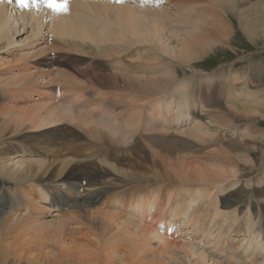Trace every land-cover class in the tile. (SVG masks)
Returning <instances> with one entry per match:
<instances>
[{
	"label": "bare ground",
	"instance_id": "bare-ground-1",
	"mask_svg": "<svg viewBox=\"0 0 264 264\" xmlns=\"http://www.w3.org/2000/svg\"><path fill=\"white\" fill-rule=\"evenodd\" d=\"M243 2L69 0L62 12L41 2L18 11L14 2L0 0V192L7 186L3 180L11 181L23 189L24 199L40 203L56 188L48 185L51 179L86 180L97 191L76 196L78 209L51 223L44 216L35 220L26 207L25 213L18 212L21 205L14 198L19 195L9 194L10 211L0 216V226L10 230L0 234V264L23 252L29 264H46L43 256L57 264L71 258L77 264H109V255L120 257V264H264V200L248 199L257 211L239 213L241 199L224 195L237 184L241 170L222 165L223 156L239 152L242 144L244 150L258 136L264 146V66L244 68L235 79L209 76L215 85L210 97L190 107L204 88L202 80L210 78L193 73L176 81L165 97L162 90L154 93L172 81V73L161 69L175 63L193 69L208 50L230 46L240 34L235 24L252 42H264V0L244 7ZM22 35L24 43L18 41ZM66 49L91 60L112 58L113 71H77L91 88H106L98 93L99 106L84 99V93L70 109L55 102L54 88H76L79 82L70 70L57 71L55 59L47 56ZM80 106L84 114L74 110ZM92 106L99 111L95 117L89 116ZM68 122L87 132L83 153L54 149ZM220 142L219 154L208 149ZM141 143L149 151L147 168L138 164L145 159ZM113 158L136 160L129 178ZM245 159L255 163L251 153ZM262 166L254 182L264 187V159ZM111 178L126 180L128 188L93 208L89 203L103 195ZM123 193L127 197L121 200ZM24 244L31 246L25 249Z\"/></svg>",
	"mask_w": 264,
	"mask_h": 264
},
{
	"label": "rangeland",
	"instance_id": "rangeland-1",
	"mask_svg": "<svg viewBox=\"0 0 264 264\" xmlns=\"http://www.w3.org/2000/svg\"><path fill=\"white\" fill-rule=\"evenodd\" d=\"M256 1H259V0H242V2L244 3L243 7L247 6L248 3H250V2H256ZM234 26H237V28L235 27L236 29L235 28L234 29L236 31L238 30L240 34L239 35L237 34L235 40L230 43V46L229 45H217L216 47L212 48L211 50H208V52L203 55L204 57H201L199 60H196L193 62V65H194L193 69H190L187 67H182L176 63L172 64V67L169 66V67H165L164 69H161L160 73L166 72V71H170L172 73V81L170 82V84L165 85L164 87H161L157 91H154V93H158L160 90H162L160 94L164 95V97H165L167 95L168 89L176 81L181 80L183 78L190 79L192 77L191 75L193 73L203 75L202 77H207V78H210L209 76H214V75L215 76L216 75L217 76L223 75L225 77L231 76L232 78L235 79L236 77L240 76V72H243L244 68H245V71L247 70V68H249V70L252 71L251 68L254 67L256 64H258V65L261 64L264 66V42L259 41L257 44L255 42H252L246 35H244L243 31L239 29V25L235 24ZM18 41H22L24 43L25 35H22ZM28 41H26V42H28ZM22 42H21V44H23ZM66 50H67L66 52L65 51L62 52L59 50H56V51L53 50L54 51L53 52L51 50V52H48L49 54H47V56L49 58L55 59V62L53 61V64H54L53 66L57 71H60L62 69V67H63V69H64L63 71L65 73H67V71L70 70L72 72V73L70 72L71 73L70 75H73L74 78H77L79 80V82H83L84 85H82L83 83H79V82H78V84L74 85V86H76V88L73 86H70V85H66V86L58 85L56 88L53 89L55 91V102L59 106H61L63 109H70V108L78 105V101L76 99L77 95H79L80 93H84V99H88L89 103L99 106L100 98L98 97V93L100 90L106 91V88H104V87H99V88L93 87V88H91L89 85H86L87 80L85 78H81L79 76V74L77 73V71H85L86 69H88L89 71L95 70V71H102V72L113 71L115 69V67L113 65V61L111 60L112 58L104 59V58L94 57V59L91 60L90 58L85 57L83 55H80V54L77 55V53H75V51H73V50H69V49H66ZM14 58H15V56L12 59H14ZM95 60L98 63H100L99 64L100 66H96V64L94 63ZM125 61H126V63L129 64L127 59H125ZM61 63L63 65L59 66V65H61ZM80 67L82 68V70H80ZM84 68H86V69H84ZM127 68H129V67H125L123 69H127ZM4 72H6V71H4ZM64 72H62V73H64ZM215 76H214V78H217ZM241 76H242V74H241ZM61 78H62V76H60L58 79L61 80ZM241 78H243V76ZM216 80L217 79H215V81ZM202 81H204L205 83H204V88L201 91L200 96L198 98V101L197 100L191 101L190 103H188V107L193 105L195 102H199V99L201 97H203V98H209L210 97L212 89L215 86L213 83V80H212V78H210V79L205 78ZM202 81H200V82H202ZM260 84L262 86L261 89H263V91H264V82H261ZM256 85H258V84H256ZM217 89L220 90L221 87L217 86ZM110 93H111V91H110ZM112 95L114 96V93H112ZM17 99H19V98H17ZM8 102H9V104L14 103V101H8ZM220 102L223 103L224 105H226L224 99H220ZM83 103H85V102H83ZM33 104L34 103H32V102H30V103L28 102L26 105H31L32 107H34ZM88 105L90 106V104H88ZM93 107L94 106L91 107V111L89 112V116L92 115L95 117V116H97L98 111L93 112ZM74 110L81 111L84 114V110H83L82 106H80ZM92 116H90V117H92ZM97 118L102 119L101 117H97ZM236 119L238 120L239 124H245L246 123V121H243L240 118H236ZM63 125L64 126H61L62 127L61 131H63V132H61V134L63 135V137H61V140L56 139V141H55L56 145L54 147L55 151L58 149H61V148H65V151L70 152V154L72 153V155L73 154H79V152L83 153L82 150H85L88 148V140H87L88 135H86L87 132L80 129L75 123H69L68 122V123H64ZM260 126H262L264 129V122H261ZM69 132H70V134H69ZM84 138L86 139V142H85ZM255 140H257V141L253 140V143H251V146L247 147L245 145V149L242 150V148H244V144H242V146H240L241 150L239 152L230 151L229 156L228 157L223 156V159H222V165H225V166L229 165L228 168H231L233 166V167H236V168L241 170V172L239 174V179L236 180L237 184L234 187L226 190V194L224 195V196H227L228 194L234 193L232 196L234 198H236V200L241 199V203L239 204V206H237V211L239 213H243L247 210H251L253 212L257 211L256 205L248 199H253L252 197H255V198H258L260 200H264V187H263V185L256 184L254 182V181H256V178L258 177L259 172L263 168L262 162L264 159V146H259L260 144H262V143H260V137L259 136ZM135 144H137V142L132 143L133 148L137 147V145H135ZM223 144L224 143H222V142H220L219 145L215 144V143L208 144V149L211 150L214 154H219L221 152V148L223 147ZM141 145L143 147H141L140 150L143 151L142 154L145 156V159L140 160V161L138 160V164L142 168H147V164H145V160H147V162H148L147 156H148L149 151H148L147 147H145L142 143H141ZM257 146H259V147H257ZM212 147H213V149H212ZM249 149H251L252 152H249ZM73 152H75V153H73ZM250 153L252 154V158L255 160V163H253V164L247 163V161L245 159V155H248ZM43 156H46L48 158L49 155H43ZM125 158H126V156L119 158V159H125ZM119 159L113 158L112 160L115 161V164H117L118 162L121 163L120 168L125 169L123 171V173L126 174L127 178H129V175H131V172H132L131 170L134 169V168L132 169L131 163L137 164L136 160H131L130 162H127L126 160L125 161H118ZM203 159H204V157H203ZM76 162L79 164L84 163V162L78 161V160ZM105 167L107 170H110V168H111L108 166H105ZM111 177H113V176H111ZM0 179H1V177H0ZM51 181H52V179L47 180L48 185L51 186V188L52 187H56V188H52V189L49 188L52 190V192L50 193V198L45 199L46 201L41 200L40 203H36V204H35V202L30 201L33 203H30L31 204L30 209L27 208V210H29L28 213L30 214V216H33L35 218V220L37 218L44 216L48 220L47 223H51L54 219H57L58 216L64 217V215L70 211L75 212L78 209V207H77L78 204L76 203V201L79 200V197H76V196L88 195V194L91 195L95 191V190L92 191L88 188L86 180L81 181V182H79V180H77V182L72 180V181H66L64 183H61V181L60 182L59 181L51 182ZM107 181H108V185H104L105 186L104 188H103V186H101L103 189H105L103 195L98 196L97 200L95 202L89 203L90 205L91 204L93 205V208H94V206L95 207H101L106 202H109L110 200L113 201L114 198L112 196L116 192H118V191L121 192V191H124L128 188V182H126V180H125V182H122L119 179L112 180V178H111L110 180H107ZM3 183L7 184V186H5L4 191L0 192V216H2L3 210L10 211V209L8 208V205H10V202H11L9 199V193H11L12 195H14V194L15 195H21V193L24 192L22 188L20 189V186L15 185L11 181H4L3 180ZM130 184H132V183H130ZM257 186H261V187L258 188ZM8 189H10V190H8ZM96 190H99V188ZM95 192H97V191H95ZM167 193H170V191H167ZM162 195H164V194H162ZM3 196H5V197L2 198ZM125 197H127V194H124V193L120 194L121 200L124 199ZM14 199H16V201H17V198H14ZM18 200H19L20 205H23V202L21 201L22 199L20 198ZM147 202L149 203V200H147ZM90 207L91 206H89V208ZM84 209L87 211L88 207H86ZM81 211L83 212V209ZM18 212L25 213L22 210L18 211ZM73 226H76V225L72 224V227L70 225V230L75 231L77 229V226H76V228H74ZM52 229L49 228V230L47 229V231H50ZM4 230H5V232H4ZM4 230H3V227L0 226V234H1V231H3L2 233H6V232L9 233V231H10L6 227H4ZM50 237H52V236H50ZM180 238L181 237H179L178 239H180ZM92 239L95 240L93 238V236H92ZM194 239H197V237H194ZM66 242H70V240L68 241V239H66ZM244 242L247 245L246 241H244ZM48 245L50 246L51 244L48 243ZM155 245L156 244H153V246H155ZM29 246H31V245H28V244L25 245L24 244L25 249H28ZM217 252L219 254H222V252H220V251H217ZM78 253H81V252L77 251V253H76L74 251V254H77V256H78ZM16 254H17V256L11 255V257L6 260L7 261L6 264H29V261L27 260V258H25L26 255L24 254V252L22 253V255H21V253H20V255H19V253H16ZM223 254L226 255V253H223ZM228 256H229V254L226 255V257H228ZM116 257H117V255L116 256H110L109 255V258L111 259V260H108L109 264H120V262H121L120 257H117L118 259H116ZM41 259L43 261H46V264H57V262L54 260V258H52V259L50 258V261L51 260L55 261V262L51 261V263L45 259V256H43ZM72 259L73 258H71V261H69L67 263L68 264H77L74 262V259L73 260ZM115 259H116V261H115ZM221 259H224V257L223 258L221 257ZM67 263H65V264H67ZM224 263L225 264H234L233 262L228 261V260L227 261L224 260Z\"/></svg>",
	"mask_w": 264,
	"mask_h": 264
},
{
	"label": "snow or ice",
	"instance_id": "snow-or-ice-1",
	"mask_svg": "<svg viewBox=\"0 0 264 264\" xmlns=\"http://www.w3.org/2000/svg\"><path fill=\"white\" fill-rule=\"evenodd\" d=\"M9 2H11V0H9ZM46 2L50 8H53V10L63 12V11H67V4L69 0H62V2L59 4H57L56 0H46ZM21 5L23 7H27L28 6L27 0H21Z\"/></svg>",
	"mask_w": 264,
	"mask_h": 264
},
{
	"label": "trees",
	"instance_id": "trees-1",
	"mask_svg": "<svg viewBox=\"0 0 264 264\" xmlns=\"http://www.w3.org/2000/svg\"><path fill=\"white\" fill-rule=\"evenodd\" d=\"M245 250V249H244Z\"/></svg>",
	"mask_w": 264,
	"mask_h": 264
}]
</instances>
